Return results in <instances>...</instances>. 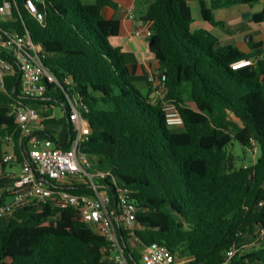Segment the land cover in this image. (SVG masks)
Wrapping results in <instances>:
<instances>
[{"label":"trees","instance_id":"obj_1","mask_svg":"<svg viewBox=\"0 0 264 264\" xmlns=\"http://www.w3.org/2000/svg\"><path fill=\"white\" fill-rule=\"evenodd\" d=\"M13 1V16L2 29L28 31L56 81L46 82L43 96L30 98L21 94L17 65L6 77V89L0 91V205L14 185L8 173L26 157L15 105L37 108L46 126H65V143L48 131L35 135L69 149L76 136L68 119L71 101L91 129L80 151L97 171L109 173L96 180L98 190L109 193L113 206L117 188L127 189L136 204L134 235L119 230L130 264H142L144 250L153 243L186 258V264H223L230 249L252 241L251 249L226 264H264V44L250 43L247 54L206 30L192 32L190 6L198 1L203 19L226 29L225 22L214 19V10L262 0H211L210 5L146 0L141 20L152 22L149 48L159 64V80L166 77V92L156 102L133 84L121 49L110 42L120 32V21L103 11L117 10L114 0H33L44 14L42 22L28 13L26 0ZM247 20L263 24L264 13ZM0 56L11 58L5 51ZM249 58L256 60L251 66L230 67ZM168 102L180 113L181 131L172 132L167 124L163 105ZM57 106L64 113L59 120L51 118ZM8 136L14 163L4 161ZM233 141L256 148L253 164L236 168L229 150ZM67 189L96 196L90 185ZM108 244L74 208L33 205L0 219V264H114L105 258Z\"/></svg>","mask_w":264,"mask_h":264},{"label":"built area","instance_id":"obj_2","mask_svg":"<svg viewBox=\"0 0 264 264\" xmlns=\"http://www.w3.org/2000/svg\"><path fill=\"white\" fill-rule=\"evenodd\" d=\"M0 51L7 52L11 58L0 56V91L6 89V77L13 72L14 64L18 66L21 76V94L30 97H41L47 91V81L54 82L52 76L42 61V48L36 45L30 33H19L2 29V23L13 16L15 2L0 0ZM25 8L37 20L43 21L44 14L37 2L26 0ZM130 19H135L134 10ZM152 22H143L134 30L137 38L152 37ZM263 57H259L262 59ZM255 59H242L230 65L233 70L251 66ZM160 71L156 74L159 75ZM155 76L150 78L153 82ZM166 77L160 81V88L166 92ZM69 121L76 132L69 149L56 146L53 139L35 135L36 125L44 131V118L37 108L18 103L14 108L16 123L21 132V142L25 141L26 157L19 165V171H10L8 177L14 180V185L8 189L9 200L0 205V219L10 217L20 209L30 206L40 208L52 204L59 208H74L80 212L82 220L96 233L105 237L108 245L105 248L106 259L114 264H130L119 241V230L134 235L137 207L131 200L127 189L117 188L115 204L105 190H98L96 180L105 178L109 173L97 171L90 156L80 151V146L88 140L91 134L90 125L78 105L69 101ZM166 121L170 128L183 126V121L176 106L172 103L163 105ZM88 113V108H84ZM52 115L51 118H54ZM6 155L4 161L14 163L17 156L12 137H6ZM257 153V150H256ZM90 185L96 191V196L74 194L67 187L73 185ZM263 203H260L262 206ZM255 242L242 245L241 249L233 247L227 252L226 262L231 261L238 253L249 250ZM144 264H186L187 259L180 257L166 246L153 243L143 252Z\"/></svg>","mask_w":264,"mask_h":264},{"label":"crops","instance_id":"obj_3","mask_svg":"<svg viewBox=\"0 0 264 264\" xmlns=\"http://www.w3.org/2000/svg\"><path fill=\"white\" fill-rule=\"evenodd\" d=\"M114 1L119 5L117 10L114 11L111 8H105L103 11L106 18H114L120 21L119 34L112 37L110 40L114 47L121 49L125 63L130 70V79L133 84L140 89L144 95L149 96L153 102L159 101L164 96V93L160 88L158 75H156L159 72L158 61L155 58V55L150 51L148 39H141L134 36L135 28L141 26L142 22V14H137L138 3L142 0ZM210 1L211 0H206L208 5L211 4ZM193 5L196 8L195 10L193 9ZM190 6L194 18V22L191 26L192 32L201 29L206 30L215 35L219 39V43L224 45L233 43L241 51L247 54L252 52L250 43L262 42L264 44V23L256 24L247 20L248 18H244V15L247 13H250L251 17L253 13L261 12V9H264V0L254 5H235L214 10L212 12L214 19L217 22H225L227 24L226 29L214 26L205 21L201 13V5L198 1H191ZM256 6L260 7L256 9ZM133 10L135 14L134 20L130 19V14ZM154 76V81L150 82V78H153ZM42 118L44 117L42 116ZM54 126L61 128V130L58 129L61 132H59V134L54 132L51 133H54L57 136L60 143H65L67 140L66 127L63 125ZM36 127L37 129L35 133L42 132L39 125H36ZM181 130L182 128L179 127L178 131ZM44 131H48L46 125ZM10 171L18 172L19 168H13Z\"/></svg>","mask_w":264,"mask_h":264},{"label":"rangeland","instance_id":"obj_4","mask_svg":"<svg viewBox=\"0 0 264 264\" xmlns=\"http://www.w3.org/2000/svg\"><path fill=\"white\" fill-rule=\"evenodd\" d=\"M39 4L42 5V1H39ZM259 7L260 6H256V9ZM193 9L194 10L196 9L194 5H193ZM145 11H146V1L142 0L138 3L137 14L141 15ZM261 12L264 13V9H261ZM110 42H111V40H110ZM111 44H112V46H114L112 42H111ZM54 115H55V118L57 120L63 118L64 113L59 106H57L54 109ZM181 128H183V127L181 126ZM47 129L49 132H54L56 134L57 133L59 134V132H61V131H59V130H61V128H59L58 126H54V125L53 126L52 125L47 126ZM170 129L172 132H178V127H175V129L174 128H170ZM229 150L234 156L236 168L245 167V166H249V165L253 164L255 162L256 157H257L256 148L253 151L251 149H247V148L241 146L239 143H237L235 141H233V146H231V147L229 146ZM133 243L134 242L131 241V245H133ZM142 264H144V263H142Z\"/></svg>","mask_w":264,"mask_h":264},{"label":"water","instance_id":"obj_5","mask_svg":"<svg viewBox=\"0 0 264 264\" xmlns=\"http://www.w3.org/2000/svg\"><path fill=\"white\" fill-rule=\"evenodd\" d=\"M150 3H152V1H150ZM250 17V13H247L246 15H244V18H249ZM142 24V22H141Z\"/></svg>","mask_w":264,"mask_h":264}]
</instances>
